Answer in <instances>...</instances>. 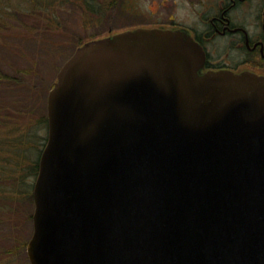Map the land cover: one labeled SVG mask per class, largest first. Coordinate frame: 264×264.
I'll return each instance as SVG.
<instances>
[{"label":"water","instance_id":"obj_1","mask_svg":"<svg viewBox=\"0 0 264 264\" xmlns=\"http://www.w3.org/2000/svg\"><path fill=\"white\" fill-rule=\"evenodd\" d=\"M182 30L81 45L48 95L31 264H264V76Z\"/></svg>","mask_w":264,"mask_h":264},{"label":"rangeland","instance_id":"obj_2","mask_svg":"<svg viewBox=\"0 0 264 264\" xmlns=\"http://www.w3.org/2000/svg\"><path fill=\"white\" fill-rule=\"evenodd\" d=\"M82 1L0 0V75L17 79L0 78V116L10 117L9 138L15 140L5 150L10 162L0 176V264H31L27 245L37 175L30 168L46 144L48 95L60 69L88 41L147 27L156 9L149 0H116L113 9L110 0ZM240 17L252 19V13L244 9ZM216 46L221 55H231L225 42Z\"/></svg>","mask_w":264,"mask_h":264},{"label":"flooded vegetation","instance_id":"obj_3","mask_svg":"<svg viewBox=\"0 0 264 264\" xmlns=\"http://www.w3.org/2000/svg\"><path fill=\"white\" fill-rule=\"evenodd\" d=\"M149 1L156 9L147 27L142 28L189 33L205 53L203 72L230 70L240 73L237 70L246 68L241 72L264 76V0ZM115 6L116 0H110V9ZM243 8L251 11L252 19L240 17ZM219 40L226 43V52L231 55L218 52L216 43Z\"/></svg>","mask_w":264,"mask_h":264},{"label":"trees","instance_id":"obj_4","mask_svg":"<svg viewBox=\"0 0 264 264\" xmlns=\"http://www.w3.org/2000/svg\"><path fill=\"white\" fill-rule=\"evenodd\" d=\"M80 1H82V0H80ZM84 2L86 4H88L86 2V0ZM84 2L82 1L83 4H84ZM79 44H81V43H79ZM0 78L2 80H5V81H9V80H14L15 79V78H13L11 76L3 75V74L0 75ZM15 80H17V79H15ZM44 120H45L44 122H46L45 125L47 126V119H44ZM9 124H11L10 117L5 116V118H4V116L1 115L0 116V126H2L3 129L6 130V133H8V134H6V133L4 134V131H2L3 132L2 134H0V176H1V173H2V169H5L4 164L6 162H10V159H9L10 157H7L5 155L7 154L8 150L9 151L12 150L11 147L14 146V142H15V140L13 141V139L9 138L10 136H9V132L8 131H9L10 127H11V125H10V127H8ZM6 135H8V136H6ZM17 140L19 141L20 137H18ZM43 141H46V137L45 136H43L42 142ZM6 145H7V147H6ZM43 145H44V143H43ZM6 149H8L7 152H5ZM41 152H42L41 150L40 151H36L38 156L35 159L33 158V161H32L33 163L31 164V168H30L31 173L33 174V176L38 175V160H39V157H40L39 155H40Z\"/></svg>","mask_w":264,"mask_h":264}]
</instances>
